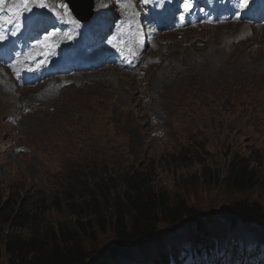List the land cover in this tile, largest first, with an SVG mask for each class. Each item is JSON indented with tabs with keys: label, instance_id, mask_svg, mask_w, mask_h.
<instances>
[{
	"label": "rangeland",
	"instance_id": "374dc122",
	"mask_svg": "<svg viewBox=\"0 0 264 264\" xmlns=\"http://www.w3.org/2000/svg\"><path fill=\"white\" fill-rule=\"evenodd\" d=\"M137 1L142 3L147 17L148 7L144 6L147 0ZM40 2L28 0L27 3L33 4L35 12H54L55 8L59 20L52 16L35 17L36 13L30 12L34 9L32 7L28 15L39 22L33 19L27 22L24 11L12 10L14 0H0L1 14L9 12L0 16V30L7 42L13 45L15 54L18 55L28 43L33 45H28L24 51L34 45L43 48L38 47L43 52L51 51L59 37L60 21L68 20L71 24L63 27L62 32L65 43L70 47H66V51L61 52L53 62L62 66L64 71L70 67L86 69L78 68L82 71L74 72L73 69L68 72L59 69L46 76L35 72L18 75L0 62V78L4 86L0 80L1 95L7 103V107L0 110V207L6 205L13 213L26 212L47 224H71L92 255L89 264L159 263L166 255V246L175 250L190 247L198 241L192 237L195 234L203 236L205 233L202 230L206 226L210 234L207 233L205 239L210 236L212 242L222 233L226 239L219 242L228 243L232 239V245L222 251L225 255L220 262L229 260L233 250H239L238 262H243L246 254L241 249L250 250L249 242L252 241L263 247V254L248 256L249 264H261L264 259V225L257 228L254 222L250 223L251 226L241 221L236 223L232 207L245 200L264 208V189L260 186L240 192L222 186L218 176L226 172L233 156L242 158L264 176V78L247 76L231 80L234 74L241 71L238 66H253L251 60L258 63L262 60L264 65V56L257 58L254 56L257 54L253 53L246 61L242 58L236 64L226 65L219 71L220 74L210 71L199 80L186 78L164 88V82L160 84L153 80L155 65L161 60L156 53L165 50L164 46L170 45L176 36L169 37L166 32L153 38L154 42H159L153 46L156 52L147 54L145 62L131 71L124 69L125 62L114 65L120 56L117 53L111 54L113 56L103 64V58L95 52L80 50L87 48L91 41L95 43L96 52L106 49L105 40L108 42V38L102 32L95 37V32L110 22L106 13L111 8L109 3H112L115 8L112 9L114 16L110 23L124 14L128 15L127 18L124 16L125 23L121 24L122 46L134 52L128 33H132V38L139 39L145 32L140 29V33L134 24L140 15L133 12L143 13L137 4L133 5L137 8L133 10L132 2L136 3L135 0H97V17L103 14L105 8L107 10L101 23L98 24L95 17L89 29L88 24L83 25L87 22H80L72 14L65 0H43L46 8L39 7ZM118 8L129 12L117 11ZM220 12L226 18V14ZM129 13L137 17L132 18L133 24L126 22L131 20ZM15 17L18 23H15ZM20 19L23 20L21 24ZM207 20L211 23L215 21L211 16ZM233 22L234 19L225 24ZM27 23L28 28L23 31ZM243 24L246 22L242 21ZM233 25L220 30L235 28V23ZM208 27L212 25L208 24ZM250 28L247 27L251 33L249 38H252L254 32ZM184 30L207 36L205 30ZM248 31L245 33L247 36ZM21 32L23 36H20ZM55 33L53 45L45 51L52 44ZM234 36L227 33L220 36L222 45L229 51L234 49L233 40H238ZM92 46L89 45L90 48ZM257 47L256 42H251L239 46L238 51L243 53ZM3 48L0 46V50ZM214 48L210 46L209 51ZM24 51L14 58L18 59ZM119 53L123 56H120L121 60L131 62L125 51ZM6 54L7 51H2L0 56ZM88 55L96 56L90 57L87 62ZM101 56H105V52ZM53 62L47 63L50 72L54 71ZM92 63L96 66H82ZM46 69L44 64L41 71L46 73ZM132 77L136 81L135 88ZM102 81L117 87L123 99L104 95L99 87ZM197 83L203 86L199 89ZM9 93L13 96L12 100L7 98ZM45 112L53 114L52 117L60 114L57 117L64 119L55 123L48 121L52 117L45 119ZM6 115L16 123L15 132L11 124H5ZM133 173H142L141 177L147 174L157 189L169 190L177 201L186 202L187 207L201 214L204 224L198 226L185 221L176 226L162 222L158 225L156 238L146 240L145 246L120 248L113 221L112 200L124 193L126 180ZM92 195L97 200L101 198L108 211L103 224L91 215L93 210L89 201ZM23 232L27 233L26 230ZM1 255L4 257L3 251ZM174 259L176 262L177 257ZM182 264L191 263L186 259Z\"/></svg>",
	"mask_w": 264,
	"mask_h": 264
},
{
	"label": "trees",
	"instance_id": "16d2710c",
	"mask_svg": "<svg viewBox=\"0 0 264 264\" xmlns=\"http://www.w3.org/2000/svg\"><path fill=\"white\" fill-rule=\"evenodd\" d=\"M141 174H131L126 180L124 193L112 200L111 209L120 248L145 246L146 240L156 238L158 225L162 222L176 226L185 221L198 226L204 224L199 212L187 207L186 202L177 201L169 190L157 189L147 174L142 177ZM218 181L222 186L240 192L260 186L264 189V176L237 156L232 157L226 172L218 176ZM89 202L93 210L91 215L103 224L108 211L102 199L97 200L92 195ZM232 211L236 223L241 221L251 226L250 223L254 222L257 228L264 225V208L258 203L242 200L232 207ZM25 230L26 234L23 232ZM202 231L205 233L203 236L195 234L192 237L198 240L193 247L208 255L213 251V246L209 245L212 237L205 239L210 232L207 226ZM224 235L222 233L212 242L226 239ZM82 243L79 234L67 222L47 224L26 212L13 213L8 211L6 205L0 207V264H89L92 255ZM225 246L222 245L215 254L227 250ZM249 246L252 248L254 243L250 241ZM178 251L166 246L163 260L151 264H169L168 255L170 258L177 257ZM231 257L235 260L236 254ZM194 262L192 260V264Z\"/></svg>",
	"mask_w": 264,
	"mask_h": 264
},
{
	"label": "bare ground",
	"instance_id": "6f19581e",
	"mask_svg": "<svg viewBox=\"0 0 264 264\" xmlns=\"http://www.w3.org/2000/svg\"><path fill=\"white\" fill-rule=\"evenodd\" d=\"M167 1L168 3H170L173 0H167ZM211 1L213 0H207V4H205L203 0H190L191 8L188 11L190 14L189 22L183 25H180V26H176V27L172 26L170 28H167L168 36L169 37L176 36V38L171 42L170 45L164 46L165 50H158V52L156 53V55L160 56L161 60L159 64L155 65V72L153 74V80L155 79V83L162 84V82H164L163 86L165 88L170 85H174L178 83L179 81L186 79V78H192L194 80H199L201 76L207 74L208 72L214 71V72L219 73V71H221L226 65L232 64V63L236 64L237 61L242 58H243L242 61H246L252 57L253 53L257 54V55H254V56H257V58L261 57V55L264 56V25H261V27L257 25L256 20L259 19V17L256 19H252L251 21H249V24H248L252 28L254 32L253 34L254 36L252 38H249L250 35H248L246 36V38H241V36L244 35L247 31L246 26L242 25L241 21L235 23L236 27L229 29V30H220V29L225 28L226 26H231L233 25V23L225 24L226 22H219L216 25H212V27H208V24L204 20L205 17L199 12L205 11V10H202V7H205L208 10H211L213 9V7H215V10H219L220 4L217 2H214L212 6L210 7ZM182 5H184L183 0H178V2L175 4V8L179 10ZM32 7L34 8L32 3H25L24 0H22V2H19L18 0H14L12 10H17L21 12L24 11V13L28 15V12ZM113 8L115 7L113 6ZM1 10L2 12H4L5 8ZM30 12H35V8L32 9ZM35 13L36 14L33 15L35 17L43 18L46 16H52L59 20V13L56 11L55 8H54V12H35ZM70 24L71 23L68 20L60 21L59 32H58L59 37L56 38L58 40L54 43L51 51L43 52L38 47L29 46L27 50L24 51V53H22V55L18 59L14 58L16 56L14 55L12 51L11 53L8 54V56L3 57V58L0 57V60H3L4 66L8 68L10 71H12L13 74L26 75V74L35 72L39 74L40 76H46V75H51L57 72L58 70H56V67L54 71H51V72L48 69H46V73L44 71H41V68L44 64L47 66V63L49 61L53 62V60H57L61 52H65L66 47H70L67 43H65V36H64V33L62 32V28L67 27ZM184 29H191L190 31H195V32H201L205 30L207 31V36L205 37L204 35L196 34V35H199L197 37L195 34H192ZM225 33L232 34V36L236 35L238 38V40H233L232 47L234 49L232 51H229L228 47L222 45V39L220 36L225 35ZM251 42H256L258 44L257 49H252L250 51L246 50L243 53L241 52L239 53L238 51L239 46H245L246 44L251 43ZM3 43H4V40L0 41V45ZM185 43H187V46H185ZM139 46H140L139 44L134 45V49L136 48L137 51L133 53L129 52V50H125L126 48H124L126 55H127V59L131 60V62H127V60H121V57L118 56L114 65L116 63L122 65V63L125 62L126 67L124 69L131 71L135 66H138V65L141 66V64L145 62L147 54H153L154 52H156V49L151 46H147L146 48H139ZM210 46H213L215 48L212 51H209ZM213 54H220L221 56L212 57ZM29 55L33 56L32 59L28 58ZM167 59H170L168 60L169 61L168 64L166 63ZM261 61L262 60H260L258 63V62H253L251 60L253 66H238V68L241 69V71L237 73V75L234 74V77L232 76L233 78L231 77L232 78L231 80H234L237 78L244 79V78H247V76H254L256 78H264V65L262 64ZM37 63L39 65H36ZM34 65L38 67L33 68ZM82 66L89 67V68L93 67V65H89V64H85ZM115 69L119 73H122L119 69L117 68ZM37 71H40V72H37ZM162 74L163 76L160 77ZM213 77H215V75ZM135 84H136V81L133 78V81H132L133 88H135ZM201 85L202 84H199V83L196 84V86L199 89ZM99 87L103 89L104 95L111 94V95H115L116 97L120 98V100L123 99L122 94L120 95L118 94L119 89L117 87H114V85L109 83L108 81H102ZM144 88L146 91V87ZM1 90L2 88L0 86V110L7 107L6 99L2 97ZM11 95L12 94L9 93L7 96V98H9L10 100L13 99V96ZM131 100L133 101L132 98ZM52 116L53 114H48L46 112L43 115L45 119L52 117ZM57 116H60V114H57L55 117L49 118L48 121L55 123V122L62 121L64 119V117L59 118ZM5 120H6L5 124L7 123L11 124L15 132L16 123H14L13 119L10 116L6 115ZM243 251H247L249 253L254 251L251 254H257V255H259L260 253H263L261 246L257 244H254V246L250 250L243 249ZM189 256L190 254L186 253V256L181 258V263H183L184 260L188 259ZM244 264H248L247 259L245 260Z\"/></svg>",
	"mask_w": 264,
	"mask_h": 264
},
{
	"label": "water",
	"instance_id": "95a60500",
	"mask_svg": "<svg viewBox=\"0 0 264 264\" xmlns=\"http://www.w3.org/2000/svg\"><path fill=\"white\" fill-rule=\"evenodd\" d=\"M72 12L80 20L85 21L93 12V0H66Z\"/></svg>",
	"mask_w": 264,
	"mask_h": 264
},
{
	"label": "snow or ice",
	"instance_id": "6c2138e0",
	"mask_svg": "<svg viewBox=\"0 0 264 264\" xmlns=\"http://www.w3.org/2000/svg\"><path fill=\"white\" fill-rule=\"evenodd\" d=\"M28 0H25V3H27ZM184 2V7L188 10H190V7H191V4H190V0H183ZM241 3L243 5H247V0H241ZM39 7L41 8H46L47 7V4L43 2V0H41V2L39 3ZM4 36L3 35H0V41H3L4 40Z\"/></svg>",
	"mask_w": 264,
	"mask_h": 264
}]
</instances>
